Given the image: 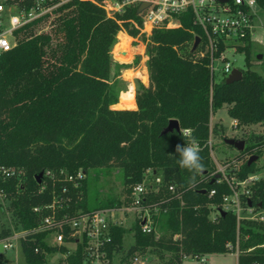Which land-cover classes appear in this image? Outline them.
I'll return each instance as SVG.
<instances>
[{"label": "trees", "instance_id": "trees-1", "mask_svg": "<svg viewBox=\"0 0 264 264\" xmlns=\"http://www.w3.org/2000/svg\"><path fill=\"white\" fill-rule=\"evenodd\" d=\"M256 3L264 12V0ZM136 9L128 6L112 19L90 1L73 0L60 9L48 33H37L40 25L31 23L15 31V45L0 53V167L23 170L21 184L14 177L0 183L10 199L8 210L16 227L31 229L47 214L45 209L35 212L33 208L43 207L52 191L60 190V171L75 175L79 170L86 174L89 169L118 168L127 195L151 169L161 175L163 184L162 191L149 198L163 200L162 210L153 217L159 236L143 233L137 221L130 229L113 226L109 258L121 254L118 264H130L135 254L150 251L160 258L169 253L168 264H181L183 255L236 251V264H264L261 221L237 219L230 210L213 220L209 217L212 206H220L223 196L231 192L226 182L216 181L208 141L223 127L210 123L212 115L226 106L228 117L239 126L264 124V75L252 69L253 41L247 33L236 49L244 54L241 79L226 83V76L211 73L209 55H198L200 46L192 50L195 36L204 39L192 9L174 14L179 27L154 29L145 39L148 85L136 80V109H113L120 82L111 75L112 47L119 30L132 36L139 33L142 18ZM224 48L219 43L215 55ZM170 119H176L180 129H192L201 147L204 169L196 174L194 187L189 183L194 173L179 166L175 152L176 145H187L188 139L180 130L161 134ZM241 138L244 148L236 155L241 162L228 174L244 179L260 171L257 160L247 161L252 155L261 158L264 135ZM47 170L56 175L55 185L44 175ZM169 184L180 198L167 190ZM211 189L215 194L209 197ZM249 190V196L242 197L244 207L264 210V175ZM72 197L73 204L66 210L70 214L123 203L111 195L89 201L85 177ZM127 231L133 232V243L124 250ZM10 232L1 227L0 239ZM45 237L43 232L21 241L27 264H43L49 255L66 251L64 246L49 245ZM81 250L79 245L60 264H83ZM0 264L8 261L0 257Z\"/></svg>", "mask_w": 264, "mask_h": 264}, {"label": "built area", "instance_id": "built-area-1", "mask_svg": "<svg viewBox=\"0 0 264 264\" xmlns=\"http://www.w3.org/2000/svg\"><path fill=\"white\" fill-rule=\"evenodd\" d=\"M71 1L73 0H0V53L10 50L15 45V31L31 23L37 22L38 25L48 28L49 31L51 22L60 9ZM80 1H90L96 4L103 9L108 18L112 19L116 14L124 12L128 6L138 7L143 1L149 2V5L139 13L142 18V26L139 32L145 35H150L154 29L164 27L163 25L174 14L184 12L190 7L194 14V23L201 28L204 34V39L201 40L200 38L198 43L200 46L198 55L208 54L211 73L220 77H227L234 69L231 62L227 60L225 51L228 47L236 51L247 33L250 36L254 17L253 8L257 5L256 0H227L226 2L219 0ZM48 31H38L37 33H48ZM219 43H222L225 48L216 56L215 52ZM216 61L222 63L220 68L214 66ZM231 125L236 131L237 127L242 129V126H239L234 119ZM211 138L208 141V146L212 156ZM211 158L213 159V156ZM240 162L235 157L230 163L216 167L215 173L218 175L216 181L226 182L231 192L223 196L220 206H212L215 213L211 219L213 220L221 210H230L236 214L237 219L246 217L264 222V210H255L251 206L244 207L242 201V197H248L250 194L249 186L263 175L256 172L249 174L244 179H239L235 174H228L229 170H237ZM59 174L63 175L62 178L58 177L57 179L58 182L63 181L60 190L58 192L53 190L50 201L43 207L36 206L33 208L35 212L45 209L47 214L40 219L38 225L31 229L11 228L10 234L0 239V257H2V252L14 249L17 244L20 246L21 241L29 235L44 232L46 234L45 240L49 245L66 248V251L61 254L64 258L74 253L81 245L83 264H111L112 259L107 253V247L112 242L111 228L122 224V222L117 221L114 214H123L126 211L134 215V220L138 222L143 233H153L155 237L159 236L153 225V217L162 210L159 205L163 200L152 202L148 200V195L152 189H157L163 185L160 174L147 169L145 175L149 181L151 180L150 185L146 186L145 181L133 185L127 194L128 201L125 206L100 208L86 212L77 210L73 214L66 210L73 204L72 191L75 192L79 189L85 174L81 170L75 175H67L63 171H60ZM44 175L50 178L55 185L56 175L53 172L47 170ZM13 177L21 184L23 170L21 168L0 167V183ZM166 187L171 194L175 193V196L180 198L173 184ZM214 194L215 190L211 189L208 195L211 197ZM3 199L8 200L10 205V199L0 186V207ZM246 212L249 215H245ZM176 237L177 235L174 236V238ZM143 256L135 254L130 258V264H143ZM194 257L200 256L195 255ZM204 260H206L204 255H201L199 263L203 264Z\"/></svg>", "mask_w": 264, "mask_h": 264}, {"label": "rangeland", "instance_id": "rangeland-1", "mask_svg": "<svg viewBox=\"0 0 264 264\" xmlns=\"http://www.w3.org/2000/svg\"><path fill=\"white\" fill-rule=\"evenodd\" d=\"M254 17L253 24L251 28L250 39L253 41L254 45L252 48L253 51V60H252V69L257 71L258 73L264 75V12L258 7V5L254 6ZM168 23V24H167ZM164 27L160 28H177L180 26V22L178 19L173 16L168 20ZM40 26L37 28L38 31H48V28ZM158 29V28H157ZM119 34H125L127 37L129 36L128 42V56L127 58L122 57L121 55H116L117 51H125V49H121L122 45L118 39ZM151 35V34H150ZM150 35H145L142 33H138L135 36L129 35L124 29H121L116 34V42L112 47V58L113 64L111 68V75L115 76L119 80V96L118 101L120 99L119 104H115L117 107H134V99H135V87L136 80H139L141 83L148 85V77L146 82V75L143 67L145 63V58L142 56H147L146 53V41ZM117 44V45H116ZM126 51V52H127ZM119 56V57H118ZM225 56L227 60H229L232 64V68L236 69H245V61L244 54L242 52H238L228 47L225 51ZM148 59V56H147ZM220 61H216L214 66L216 68H220ZM138 69L136 71L129 70L130 68ZM137 75V76H135ZM216 77H220L217 75ZM144 81V82H143ZM134 87V92L131 91V86ZM114 105H111L112 107ZM136 109V102L135 108ZM227 107L223 106L218 109L211 117L210 123L213 125L217 123L219 126L223 127V130L219 132V134L212 136L211 138V147H212V156L213 163L216 167L222 166L225 163H230L238 154V151L229 147L227 144L223 142V137L229 138H237L242 139L241 137L245 134H263L264 135V124H253L248 126H242V129L237 127L236 129L231 125L232 120L227 115ZM211 156V157H212ZM257 166L260 168L258 172L261 175H264L263 166H264V147L263 154L261 158L257 159ZM151 179V178H150ZM146 183V186L150 185L151 180L145 175L143 180ZM85 185H86V195L89 201H92L94 198L103 199L108 195L116 196L120 198L123 203L119 206H125L127 204L128 198L124 193V185L122 182V173L118 168H95L89 169L85 174ZM162 191V187L157 189H152L149 192L148 200L151 195H155ZM161 199V198H160ZM162 200V199H161ZM158 201H160L158 199ZM9 201L3 199V203L0 207V229L1 227H8L18 229L16 227V221L11 214V211L8 210ZM214 209L210 212V219L214 215ZM245 215H249L248 212L244 213ZM243 214V215H244ZM114 217L117 221L122 222L121 226L126 229H130L134 224V215L129 212H125L123 214H114ZM246 218V217H244ZM250 219V218H248ZM255 220V219H253ZM258 221V220H257ZM264 224V222H262ZM156 232L159 234L158 229L155 227ZM132 231H127L124 234V250L128 248V246L133 243ZM1 256L4 257L8 264H27L24 261L20 246L15 245L14 249H10L1 253ZM121 254L115 255L111 264H118L120 260ZM201 257V256H200ZM200 257H194L192 255H183L181 264H200ZM205 259L203 264H236L237 252H226L220 254H206L204 255ZM169 253H165L163 258L156 256L152 252H147L142 257L143 264H168ZM64 256H61L58 252L49 255L47 261L43 264H60L64 261Z\"/></svg>", "mask_w": 264, "mask_h": 264}, {"label": "water", "instance_id": "water-1", "mask_svg": "<svg viewBox=\"0 0 264 264\" xmlns=\"http://www.w3.org/2000/svg\"><path fill=\"white\" fill-rule=\"evenodd\" d=\"M220 2H226L227 0H219ZM149 5V2L147 1H143L139 4V6L137 7L136 9V13L139 14L145 7H147ZM199 40L200 38L198 36H195L194 37V42H193V45H192V50H194L198 43H199ZM119 54L120 55H125L126 54V51H119ZM242 77V72L240 69H232L231 72L227 75L226 79H225V82L226 83H232L234 81H238L240 80ZM180 130V127H179V123L176 119H170L168 121V124L166 125V127L161 131V134H165V133H168V132H172V131H179ZM223 142L233 148H235L237 151H241L243 150L244 148V140L243 139H236V138H232V137H229V138H225L223 140ZM257 155H252L248 161H247V164H251L253 161L257 160ZM42 177V172L39 173L37 175V179H40ZM218 177V175H216V178ZM214 180V179H213ZM212 180V181H213ZM39 182V180H38ZM201 193H204L205 192V189H202L200 191ZM248 204L251 205V202L248 201ZM220 213L223 215L225 214V211L221 210Z\"/></svg>", "mask_w": 264, "mask_h": 264}, {"label": "clouds", "instance_id": "clouds-1", "mask_svg": "<svg viewBox=\"0 0 264 264\" xmlns=\"http://www.w3.org/2000/svg\"><path fill=\"white\" fill-rule=\"evenodd\" d=\"M181 135L188 139V144H177L175 152L179 155L178 164L181 168L187 169L189 172L194 173L190 178V186H195L196 174L203 171L204 165L200 156V145L198 140L192 135V129H181Z\"/></svg>", "mask_w": 264, "mask_h": 264}, {"label": "crops", "instance_id": "crops-1", "mask_svg": "<svg viewBox=\"0 0 264 264\" xmlns=\"http://www.w3.org/2000/svg\"><path fill=\"white\" fill-rule=\"evenodd\" d=\"M129 37V36H128ZM128 52V51H127ZM143 58H145V63L143 64V67H144V72H145V75H146V82H147V77H148V70H147V56H142ZM138 68L137 67H135V68H130L129 70H134V71H136ZM135 76H137V75H135ZM144 82V81H143ZM145 86L147 85V83L145 84V82L143 83ZM131 91H133L134 92V87H133V85L131 86ZM119 102H120V99H119V101L117 102V104H119ZM116 104V105H117ZM111 108H113V109H133V108H135V99H134V107L133 108H128V107H117V106H115V104H114V106H112Z\"/></svg>", "mask_w": 264, "mask_h": 264}, {"label": "bare ground", "instance_id": "bare-ground-1", "mask_svg": "<svg viewBox=\"0 0 264 264\" xmlns=\"http://www.w3.org/2000/svg\"><path fill=\"white\" fill-rule=\"evenodd\" d=\"M118 39H119V41H120V43L122 45L121 49H125V51H127L128 50V45L127 44L129 42V37H127L125 34H119L118 35ZM116 55H120L119 51H117ZM127 56H128V52H126V54L123 55L122 57L127 58Z\"/></svg>", "mask_w": 264, "mask_h": 264}]
</instances>
